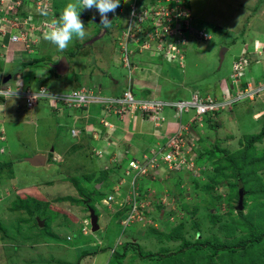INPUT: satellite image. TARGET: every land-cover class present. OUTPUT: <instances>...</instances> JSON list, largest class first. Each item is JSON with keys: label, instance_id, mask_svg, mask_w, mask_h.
<instances>
[{"label": "rangeland", "instance_id": "obj_1", "mask_svg": "<svg viewBox=\"0 0 264 264\" xmlns=\"http://www.w3.org/2000/svg\"><path fill=\"white\" fill-rule=\"evenodd\" d=\"M15 1L11 0L10 5L14 7ZM18 1L20 2V0ZM140 1L148 5L152 2V0L151 2L150 0ZM156 1H158L157 5L164 4L160 3V0ZM189 1L194 15L197 17L196 24L205 27L212 38L206 42H190L188 47H185L183 66L179 61L158 62L160 59L158 54H161L151 51L155 48L154 44L148 45V49L141 48L149 35L147 34L150 29L148 26L145 31L140 28L137 32L135 30L131 38L128 39L132 44L128 45L127 41L122 38V33L127 29V15H130L126 7L133 0H120V6L116 9L115 15L108 14L109 19L112 20L110 28L105 29L99 22L94 21L84 23L91 28L92 38L90 40H94L88 42L89 49L93 52L89 64L96 67L91 70L96 71L98 69L96 63L99 64L98 54H94L95 46L104 47V53L101 56L105 58L109 53L113 54L114 50L123 55L126 45L134 60L137 58L140 62L141 56L145 59L144 63H151V65H155L157 62L161 63L162 68L165 69L164 74H166L158 86L162 89L160 93L162 98L176 100L189 98L194 89H201L202 95H208L212 86L214 87L219 82L231 85L233 63L242 55L245 43L249 42L247 37L250 30L245 27L246 23L242 22L244 21L242 17L245 15L250 17L252 3H256L252 8L254 12L264 0L246 1L249 7L247 13L239 5L240 0ZM34 2L29 1L26 8L28 10L30 8L27 13L31 16V25L39 30L46 20H42L38 24L34 23V19L40 17L38 5H35ZM21 5L23 6V4ZM4 6L7 9V6ZM4 6L3 8H5ZM129 10H132L131 5ZM94 18L97 17L91 15L89 20ZM236 18H239L242 23L239 21L235 23ZM121 19H124V23ZM250 20H252L251 17ZM243 27L246 28L245 32ZM85 30L88 31L86 28ZM103 33L105 34L102 35ZM77 42L79 44L76 46ZM82 42L79 39H74L66 50L60 51L55 45L44 41L39 46L42 51L38 56L43 54L45 59L32 63L33 67L29 65L30 63H24L27 66H24L21 74L14 76L13 80L15 77L18 78V82L24 79L35 89L40 87V81L43 80L46 85L55 88L57 92H69L70 90H62L64 87L61 85L72 78L73 71L61 76L48 66L42 65L41 62L56 58L57 56H51L52 53L57 55L60 52L66 54L72 61V52L83 45L87 46V43ZM132 45H134L133 48ZM223 49H226L224 55L221 54ZM115 59H117V54ZM262 59L264 60V57ZM109 64L114 77L117 76L121 79L126 74L127 70L122 69L120 61L110 60ZM109 64H101L99 68H108ZM256 64L252 63L248 67L244 81L250 80L257 83L252 75L253 67L257 66ZM134 68L136 67H132L131 71ZM263 70L259 69V72L262 73ZM36 72H39L41 77L34 76ZM100 78L102 77L100 76ZM105 84H108V80L105 81ZM134 84L135 77H132L133 87ZM217 86L219 87V85ZM102 87L105 89L102 90L105 95L107 93L119 95L122 92L120 88V91L114 92L107 90L106 86ZM98 90L100 91L99 88ZM138 94L140 95L139 92ZM6 101H11V106L16 109L18 107L20 112L24 111L27 114L26 120L30 121L23 125V122L19 124L10 119L7 123V140L12 147V155H14L12 159L16 157L21 160L12 165V175L8 176L11 171L9 168H5L3 172L0 171L2 173H0V197H2L0 199V264H185L188 254L194 250L197 253L196 264H211L209 258L214 256L212 250L204 248L201 252L197 246L198 241L214 237L233 242L246 236L249 233L247 228L250 225H244L240 216L241 208H244L243 212L247 216V220L256 223L257 230L264 229V196L251 197L247 195L245 205H243L237 197L238 189L232 188V185L237 181L236 176L238 175L236 174L238 172L227 168L228 162L222 158L223 153L216 152L217 149L214 148V145H218L219 148L228 149L233 153L241 149V140L244 135L259 134L263 128L264 119L257 121L258 119H253V114L255 113L254 109H264L263 102L238 103L233 114L229 111L221 114L215 123L217 125L215 129L204 123L202 128L199 123L198 126L191 125L187 133L195 137L188 136L185 140L187 146L190 147L188 149L189 157H192L191 161L193 162L192 165L190 164L191 172L187 171L188 168L185 167L184 171H180L182 174H178L179 172L175 168L167 173V168H165L166 172H162L167 177L162 180L160 176L153 177V173L149 170L147 173L139 175L137 181L132 184L134 174L127 173L125 162L118 166L117 158L103 159L101 155H95L94 152L91 154L90 150L86 152L69 150L75 139L86 133L82 129L89 130L92 127L91 125L77 127L82 131V134L76 130V136H73V121L77 119L75 117L74 120L72 119L71 112L76 109L66 107L64 104H59L60 109L54 108L50 106L49 100L41 99L37 108L32 112H27L24 109L26 108L24 99L14 98V102L11 99ZM91 107H93L92 110ZM91 107H88L87 115L90 119L96 116L99 108L101 109L100 113L105 114V109H102L101 105L94 104ZM38 114L40 115L38 116ZM174 115V111L167 110L166 119L177 122L178 118ZM192 115V113L184 115L183 122L189 123ZM88 117H84L83 120L88 122ZM97 117H102V115ZM44 119L48 121L46 128L51 123L52 131H47L44 126L38 128L40 124L44 123ZM112 124H108L111 126L109 129L111 134L116 129L112 127ZM125 126L127 123H121L120 127ZM36 128L38 132H36ZM36 144L42 149H52L54 146L58 153L66 157V161L53 160V152H50L48 157V163L52 164L50 167L32 166L24 159L27 155L34 154ZM64 145L65 147L71 146L66 150ZM255 147L256 153H264V138L257 141ZM3 148L1 146L0 151ZM149 152L150 150L145 155H148ZM115 156L123 158L124 153L119 151L117 154L115 153ZM8 157L9 154L4 159L6 160ZM0 158L4 160L2 154H0ZM256 166V169L253 170L254 181H256V185L264 184V164L260 163ZM89 175H92L91 180L87 178ZM70 177L78 179L80 185L89 193L94 192V185L97 186L93 195V203L99 216L100 229L98 231H92L90 211L84 203L71 199H67L70 200L68 202L58 199L60 196L77 195L76 198H73L84 200L79 190L77 188L75 189L78 192L74 190ZM45 181L50 184H44ZM239 184L243 183L239 182ZM115 187L118 189V203L114 202L110 206L103 199L109 192H115ZM134 189L139 193L135 204L137 212H133L134 203L130 204L123 199L124 194H128L129 190L134 191ZM239 192H243V187ZM28 197H39L41 201L44 199L40 205V211L37 213L41 218H47L46 226L40 227L34 216L27 211L13 209L14 202ZM31 208L34 209L33 206ZM130 214L134 216L131 220L126 221ZM185 240L190 242L189 245L184 246ZM103 246H111L112 249L103 250ZM252 248L254 254L250 256L235 254L230 257L217 254L213 257V264H252L251 260L256 264H264V237L257 241ZM99 249L102 250L97 252ZM124 251L126 254L123 259L115 257L116 252L123 253Z\"/></svg>", "mask_w": 264, "mask_h": 264}, {"label": "built area", "instance_id": "obj_2", "mask_svg": "<svg viewBox=\"0 0 264 264\" xmlns=\"http://www.w3.org/2000/svg\"><path fill=\"white\" fill-rule=\"evenodd\" d=\"M11 1V0H10ZM9 1V2H10ZM8 0H0V11L3 10V6H7V13L0 16V21L3 24V27H0V30L5 34H9L12 41H22L25 42V45L30 51H33L32 44L41 39V36H38V33H28L24 31L26 26L30 25L28 19H22L18 17H13L11 14L15 13L17 8L21 5L18 0L15 1L14 7L7 4ZM35 5H38V9L46 8L47 11L52 10L51 0H35ZM132 10L128 18L127 29L123 31V39L129 43V38H131L133 32L144 30L142 26L143 20L151 18L153 23L152 25H147L148 28V38L145 40L144 44L141 45V48L148 49V45L156 39H159L157 49L162 51L165 57L168 60L179 61L181 65L184 64V55L181 54L180 50L182 47L186 46L191 39L200 42H206L211 39V34L205 29H197L193 26V17L190 14L191 9L185 7V5L180 4V0L173 1L172 5H158V9L148 8L145 9L142 5L138 4V0H133L130 4ZM43 27H41L42 35L48 31V25L50 22H43ZM5 26V27H4ZM31 28H35L31 25ZM36 29V28H35ZM174 38L173 40H171ZM123 62L126 67L131 69L132 60L129 50L125 45V52L123 54ZM248 65V60L245 56H241L239 59L235 60L233 65V74H232V83L235 86L223 84L221 85V94L220 96H213L211 94L202 95L200 92L192 91L189 98L167 100L161 98H138L134 94V88L132 86L131 75H129V80L127 85L123 88V92L119 96L112 94L104 95L100 91L88 88L87 86L79 87L72 89L69 92H54L46 87H42L38 90L28 89L23 82L10 83L0 89L4 91H14L17 88L18 96L22 97L25 100L28 109H34L41 99L49 100V104L60 109V105L64 104L66 107L76 109L75 118L77 120L81 119L82 113L84 117L87 116L86 111L88 112V107L91 105L99 104L102 106V109H105V114H102V117H99V120L103 125L106 126L107 131L111 129L112 124L108 120L110 114H114L121 121H126L127 119L133 121L137 119L139 115H147L151 117L158 128L162 127L164 121L166 120L163 115L164 110L172 109L175 112L176 117H181L184 113L194 112V115L191 116L189 122L191 125L194 122H198L202 127L204 122V116L208 115L211 119L218 121L219 117L225 111H231L234 106L245 100H258L261 97H264V80L255 84L251 81L245 80V70ZM131 74V71L130 73ZM244 84H246L244 86ZM79 118V119H78ZM75 120V121H77ZM189 123L180 122L178 129L170 134L169 136H163L165 139L162 142H157L154 146L150 148L148 155H143L140 158L131 159L127 163V173H133L132 184L137 181L138 176L147 173L149 170L153 173V177L160 176V179H164L167 175L164 174L167 168V173H170L169 170L174 168L177 170L188 168L192 157H189L190 152L187 146L186 138L195 137L187 133V130L191 128ZM112 127L117 128L116 125L112 124ZM76 127L72 128L73 136H76ZM82 134V131L79 130ZM80 134V135H81ZM105 147V146H104ZM107 148V147H106ZM103 149H96L97 155H104ZM164 171V172H162ZM146 175V174H144ZM115 192H109L107 197L103 199L106 203L112 204L118 203V189L115 187ZM136 189L129 190L128 194H124V201L136 204V198L138 196ZM124 202V203H125ZM133 205V206H134ZM133 212H137V206L133 207ZM133 214H130L126 221L131 220ZM125 221V220H124Z\"/></svg>", "mask_w": 264, "mask_h": 264}, {"label": "crops", "instance_id": "obj_3", "mask_svg": "<svg viewBox=\"0 0 264 264\" xmlns=\"http://www.w3.org/2000/svg\"><path fill=\"white\" fill-rule=\"evenodd\" d=\"M34 1V0H32ZM69 1V0H66ZM238 1V0H237ZM246 1H250V0H240L239 5H241V7L244 9V12L247 13L249 11V7L246 4ZM256 2H258L259 0H255ZM9 2V0H8ZM5 2V3H8ZM27 2V0H23V4ZM53 2H55V0H53ZM35 3V2H34ZM64 4V3H63ZM256 3H252L250 11L252 12L250 17L252 18V20H250V17H246V15L244 17H242V19L244 21H242L243 23H246L245 27L249 28V33H248V37L247 39L249 40V42H246L244 45V49L241 52L243 53H250V66L252 63H257L255 67H253V72L252 75L254 77V79L256 80V82L261 81L264 78V70L261 73V71L259 72V69H264V60L262 59V57H264V2L260 5V9L257 8L255 9V11H252L253 6ZM66 5V2H65ZM64 5V6H65ZM5 7V6H4ZM18 10H25V8H23L22 5H20V7L18 8ZM17 10V11H18ZM127 12H129V3L126 7ZM16 12V11H15ZM83 12L85 14H89V16H93L95 15V17L93 20H87L85 21V16L84 15H80L81 20H83V22H89V21H94L98 23V20L100 21V16L97 12V10L95 8L91 9V10H83ZM91 12V13H90ZM111 14H113V16L115 15V12H110ZM0 14L4 15V14H9L7 13V9L6 7L3 8L2 11H0ZM129 15V14H128ZM127 15V18H128ZM196 16H195V21H196ZM246 18V19H245ZM125 19V18H124ZM124 19L121 21L124 23ZM240 19L236 18L235 23H237ZM126 22V19H125ZM241 21H239L240 23ZM241 22V23H242ZM200 25V24H198ZM204 26V25H203ZM0 27H3V24L0 21ZM5 27V26H4ZM243 27V31L245 32L246 28ZM85 28L88 30L87 31V36L85 37V39L83 40V42L86 44L87 46H81L79 49H77L76 51L72 52V61L69 59L70 62V68L69 71L71 73V70L73 71V76L72 78H70V80H68L67 82L63 83L61 86H63L64 88L62 90H72V89H76L79 87H84L87 86L88 88L94 89L96 91H99L98 88L100 89V92L103 94L102 90H105L102 86H106L107 90H112V91H117L119 90V88L123 91V88L125 87V85H127L128 80H129V75H131V79L132 77H135V84H134V93L138 96V92L140 93L139 97H160V93L162 92V89L158 88L159 83L163 81V76L166 75L164 74V68H162L161 63L155 64V65H151V63L147 64L144 63V58H142L140 56V62L139 60L136 58V60H134V57H131L132 60V65L133 67H136L131 71V69H129L128 67H125L124 62H123V55L119 54L118 51H115L112 53H109L107 56H105V58H103L101 56V54L104 53V47L103 46H95L96 51L94 54H98V63L97 67L98 69L96 71L91 70V68H96L95 66H91L89 64L90 61V57L92 56L93 52L91 49H89L90 47L88 46V42L90 41H94V40H90L91 37V28L89 27V25H85ZM205 28V27H204ZM122 29V27H121ZM206 29V28H205ZM122 31V30H121ZM121 33V32H120ZM105 33H103L102 35H104ZM122 37V36H121ZM46 40H43V43ZM80 42V41H79ZM79 42H77L76 46L79 44ZM82 42V43H83ZM256 42L258 43V52L256 51ZM42 43V44H43ZM81 43V42H80ZM0 87H4L8 84L15 83L18 82L17 79L15 77V80H13L14 76H17L19 74H21V72L23 71L24 66H27V64H29L30 66L32 65V61H35L36 59L39 60H43L45 58H43V54L42 56H38L40 54V52L42 51L40 48H38L35 52L30 51L28 49V47L25 45V42L22 41H12L10 39L9 34H5L4 32H2L0 30ZM41 44V42H40ZM132 43H128V45L131 46ZM96 45V44H95ZM134 45H132L133 48ZM131 48V47H130ZM131 48V50H133ZM40 49V50H39ZM116 49V48H115ZM151 51H155V50H151ZM147 52V51H146ZM60 54H63L62 52H60L59 54L56 55V53H52V57H56L59 56ZM117 54V59H115ZM48 55V54H47ZM66 55V54H65ZM137 55V54H136ZM67 56V55H66ZM137 57H139L137 55ZM144 57V56H143ZM114 61L117 60L118 62H121V66L122 69L127 70L126 74L119 79L117 76H113V72H112V68L110 67L109 61ZM139 62L138 64H136L135 62ZM24 63H27L24 65ZM35 63V62H33ZM107 63V64H106ZM101 64H105L108 65V68H99V66L101 67ZM37 65V64H36ZM73 66V68L71 69V67ZM249 66V67H250ZM33 67V66H31ZM88 73H87V70ZM131 71V74H129ZM69 73V72H68ZM163 73V74H162ZM10 78L7 80L6 78L9 77ZM34 76L36 77H41L39 72L34 73ZM100 76L102 78H100ZM94 77V78H91ZM13 80V81H12ZM108 80V84H105V81ZM250 81V80H249ZM21 82H23L26 85V81L24 79H21ZM40 82L44 83L43 80H41ZM103 82V83H102ZM253 82V81H251ZM70 83V84H69ZM46 83H44L45 85ZM90 84V85H89ZM221 82H219V87L217 85H214V87L212 86L210 92H208V94H212L215 96H220L221 94ZM48 89H50L51 91L56 92V89L51 87L50 85H45ZM198 87V86H197ZM65 88H69V89H65ZM152 88V89H151ZM155 88V89H153ZM120 91V90H119ZM58 92H63V91H58ZM192 92V91H191ZM109 93H107L108 95ZM105 95V94H104ZM15 98H22V97H15ZM24 99V98H22ZM246 102H249L251 104L257 103V102H263L264 104V98H260L258 100H245ZM242 101L241 103L245 102ZM5 104L6 107L4 108V110H0V137H3L0 139V146H3V150L2 152L0 151V154H2V158L4 159L7 154H9V157L7 159L10 160H15L14 162L17 164L19 163V161L21 159H18L15 157V159H12V147L10 145V143H8L7 140V134L6 132L8 131L7 128V123L10 121V119H13V121H15L16 123H21L25 125L27 122H29L30 120H26L27 118V114L23 111L20 112V110H18L15 107H12L11 101H6L4 98L2 101H0V104ZM24 104H25V100H24ZM240 104V102H239ZM238 105V103L234 106L233 110L229 111V113L234 112L235 107ZM39 106V103L37 104V106L35 108H37ZM51 106V105H50ZM26 107V106H25ZM34 108V109H35ZM93 107H91L92 110ZM257 108V107H256ZM27 112H32V110H28L27 108H24ZM258 109V108H257ZM254 109L255 113L253 114V119L256 118L259 119L261 116L264 115V109L261 108V110H257ZM101 109L99 108V111L96 113V116H94L93 118L88 117V122H86L85 120H83L84 118V113H82L81 115V119L82 120H77L75 121L73 118L75 117V111L71 112V116L72 119L74 120L73 123V127H78L80 128L81 126H85V125H91V129L89 130H85L84 128L82 130L86 131V133H84V135H82L81 137H78L75 139L74 143H73V147L68 146V147H64L66 148V150H71L74 149L75 152L76 150H81V151H91V154L96 155V149H100L102 148L103 154L104 156H102V158L104 159H108L111 158L112 160L117 158L118 161L117 163H122L121 159H119V157L115 156V153L117 154L119 151H123L124 156L123 157H127V160H131L134 158H140L143 155H145L146 152H148L150 150V148L152 146L155 145V143L159 142L160 140H164L165 137L163 136H169L170 134H172L173 132H175L178 129V120L177 122L175 121H171L168 120V118L166 119L165 123L162 125V127L157 128L156 124L154 123V120H151L147 117L144 116H138L137 119H135L134 121L131 120H126V121H121L119 120L116 116H110L109 121L112 122L114 125H116L117 130H115V132L113 134L106 133L103 132V127L104 125L101 123V121L99 120V117L97 116H101L103 113H100ZM167 112V111H166ZM29 115V113H28ZM40 114H38L39 116ZM88 115V112H87ZM166 116V113L164 115ZM173 118V115H172ZM48 120V118H47ZM46 119H44V123L40 124L38 126V128H41V126H44V129H46L47 131H52L53 128L51 123H49V129L46 128V126H48V121ZM93 122V123H91ZM121 123H127V126L121 128ZM77 125V126H76ZM72 127V128H73ZM5 135H4V133ZM36 132L37 128H36ZM161 132V133H160ZM1 134L3 136H1ZM157 134V135H156ZM84 136V137H83ZM22 140V139H20ZM78 140H80L78 142ZM83 140V141H82ZM20 143V142H19ZM105 146V147H104ZM107 147V148H106ZM35 151L33 152L34 154H45L47 156V162L44 165V167H50V163H48V157H49V153L53 152V160H56L57 162H65L66 161V157L60 153H58V151L55 149V147L53 146L52 149H42L38 146V144H36L35 147ZM32 154V155H34ZM31 156V155H27ZM5 160V159H4ZM4 160H1L0 158V162H4ZM32 165V164H31ZM34 166V165H32ZM34 167H40V166H34ZM107 168V166H105ZM104 171V170H103ZM71 179L73 177H70ZM70 179V182L72 184V186L74 187V190L76 192H78L75 188V186L73 185L74 183L72 182V180ZM44 184H50V182L45 181ZM29 190H33V189H29ZM70 197V196H68ZM72 197H77V195H73ZM80 197V196H79ZM2 197H0L1 199ZM58 198H64V197H58ZM39 200V197L37 198ZM44 200V199H43ZM42 200V201H43ZM63 199H61L62 201ZM64 201V200H63ZM65 201H70L65 199ZM41 217V216H40ZM44 217V216H43ZM110 264V263H109Z\"/></svg>", "mask_w": 264, "mask_h": 264}, {"label": "trees", "instance_id": "obj_4", "mask_svg": "<svg viewBox=\"0 0 264 264\" xmlns=\"http://www.w3.org/2000/svg\"><path fill=\"white\" fill-rule=\"evenodd\" d=\"M29 1H32V0H27V2H25L24 5H23V8H25V10H18V8L20 7L19 6L17 8L18 11L16 10V12L15 13H12L11 15L13 17H18V18H22V19H28L29 22H30V19H31L30 17L31 16H29L30 14L27 13V12H29L30 8H29V10L26 8L27 3ZM173 1L174 0H160V3H164L166 5H172ZM65 2H66V4L68 3V1H66V0H63V1L55 0L54 5L52 6V10L54 12L52 10L51 11H48V15L47 16H43V15H40V13H38L40 17H39V19L38 18H35V19L33 18L34 19V23L35 24H38L42 20L48 21L50 18L53 19L54 17H58L61 14V12H62V10L64 8ZM150 2H151V0H150ZM138 3L140 4V6L143 5V7L145 9H148L151 6H154V5H155L154 8L155 9H158V5H157L158 1H156V0H152V2L150 3V5H148L147 3L143 4L144 2H141V1L139 2V0H138ZM180 4L181 5H185V7L191 9L190 14L193 17V21H192L193 26L195 28H197V29H205L204 27H200L198 24H196V22H195V15H194L193 9L191 8L190 1L189 0H180ZM39 10L40 9H38V11ZM81 14L85 16V21H87L91 17V16H89V14L88 15L85 14L83 12V10L81 11ZM1 15L2 14H0V16ZM128 18H129V15H128ZM147 23H148L149 26L152 25L153 21H152V19L150 17L147 18V20H143V22L141 23L144 29L146 28V26H147L146 24ZM32 30H33V33L37 32L38 33V36H41V32H39L38 29L31 28V22H30V25L29 26H26V28H24V31H27L28 33H30V32L32 33ZM173 39L174 38H172L171 40H173ZM40 42H41V45H42L43 38H41V39L39 38V41H36V43L32 44V47H33V51L34 52L38 48H40L39 47L40 46ZM159 42H160L159 39H156V40H154L152 42V44L155 45L154 50L156 52H158V53L161 54V55L158 54V56L160 58L158 62H162V61H169V62H171L172 60H168L165 57L164 53L162 51H159L157 49ZM190 42L191 43L192 42L200 43V41H196L194 39H191ZM185 47H188V45L182 47L181 50H180L181 54H183V55L186 53V48ZM184 59H185V57H184ZM39 61H41V60L36 59L35 61H32V63L33 62L36 63V62H39ZM233 65H234V63H233ZM263 80H264V78L261 81H263ZM261 81H259V82H261ZM259 82L255 83V84H258ZM44 83L41 82L40 87L37 88V89H35V88H32L31 85L28 82H26V87L28 89L38 90V89H40L42 87H46L45 86L46 84L44 85ZM245 85L246 84H244V86ZM231 86H235V85L232 83ZM196 90L202 94L201 89H199V90L198 89H194L193 91H196ZM117 96H119V95H117ZM213 96H215V95H213ZM136 97H138V98H150V97H139V95L138 96L136 95ZM3 98L4 97L0 96V101H2ZM161 99H165V98H162L161 97ZM167 100H175V99H167ZM25 106L27 108L26 103H25ZM28 110H32V109H28ZM167 110L174 111L172 109H166V110H164L163 115H165V113H166ZM191 113L194 115V112H192V111L190 113H184V115L191 114ZM112 115L115 116L114 114H110L109 117L112 116ZM184 115H182L179 118L177 117L178 118V124L180 122H183V116ZM144 117H147V118L153 120L151 117H149L147 115H144ZM263 119H264V115H263V117L261 116L257 121H262ZM108 120H109V118H108ZM164 123H165V121H164ZM203 123L206 124V125H208V127H210V128H213V129L217 128V125L215 124V123H217V121L211 119L208 115H205L204 116V122ZM189 124L191 125L190 122H189ZM192 125L193 126H195V125L198 126V122H194ZM115 130H117V128ZM82 131H84V130H82ZM103 132L109 133L107 131V128H106L105 125H104L103 130H102V133ZM4 135H5V133H4ZM1 136H3V135L1 134ZM263 138H264V123H263V128H262V130H261V132L259 134L258 133H255V134H251V135H247V134L244 135L243 139L241 140L242 147H241L240 150H238L236 152L231 153L228 149H221V148H219L218 145H214L215 150L217 149L216 152H219V153L222 152L223 153L222 158H225V161L226 162L231 163L230 165L227 163V166L226 167L227 168H231L232 170L234 169V170H236L238 172V174H236V175H238L239 178H238V176H236L237 181H236L235 184L232 185V188L233 189H238V195H237V197H238V199L241 200V202L243 203V205H245V202H246V198L245 197L247 195H249L251 197L264 196V184L261 183L259 185H256V181H254L255 180V177H254V172H253V170L256 169V167H257L256 165H259L260 163H263L264 164V153H260V152L259 153H256V147H255V143L257 141H261ZM10 159H6L2 163L0 162V171L1 172H3V170L5 168H9V171L11 170L8 173L9 174L8 176L12 175L13 171H12L11 167L15 163L14 162L15 160H10ZM125 161H127V157H123L121 162L123 163ZM119 165H121V163H119L118 166ZM250 169H252V170H250ZM180 171H184V170L183 169L177 170V172H179L178 174H182V173H180ZM187 171L191 172L190 169H187ZM87 178H88V180H91L92 175L87 176ZM71 180L74 183V186L77 188V190H79V192L84 197V200L75 199L73 197H64V198H58V199L59 200H61V199H63V200H65V199H71V200L76 201V202H82V203L85 204V207L88 210H89L90 207H92L96 211V207H95V205L93 203V195H94L95 191L97 190V186L94 185V192L89 193V192H87L84 189V187H82L80 185V182H78V179L72 178ZM239 182H242L243 184L240 185ZM240 186L243 187V192L242 193L239 192L240 191V188H241ZM101 197H103V196H101ZM42 203L43 202L41 200H38L36 197L35 198L34 197H28V198L23 199V200L21 199L19 202H16V203L14 202L13 209L14 210H20V209H22V210H25L29 214H32L34 216L38 211H40L39 209H40V205ZM31 206H33L34 209H32ZM243 209L244 208H241L240 209V216H241L242 220L244 221V225L245 226H247V224L250 225L247 228V230H248L249 233L246 234V236H244L243 238H241L239 240L233 241V242H229V241L223 240L221 238H214V237L209 238V239L199 240L198 241L197 246H198V249L201 252L203 251L204 248H209V249L212 250V255H214V256H211L209 258L211 264H213V257H215V255H217V254L224 255V256H230V257H232L235 254H237L238 256H250V255H253L254 254V251H253L254 249L252 247L254 246V244L257 241L261 240L264 237V229L257 230L256 223L253 222V221H250L249 222V220H247V216H245V214L243 212ZM96 213H97V211H96ZM46 223H47V221H46ZM46 223H45V226L47 225ZM189 243L190 242H188L187 240H185L184 246L185 245H189ZM103 247H104L103 250H105V249L111 250L112 249L111 246H109V247L103 246ZM101 250L99 249L97 252H99ZM94 252H96V251H94ZM125 254H126L125 251L123 253L116 252L115 253V257L118 258V259H123L125 257ZM84 255H86V254H84ZM196 256H197V253H196L195 250L192 251V252H190L188 254V257H187V259L185 260L184 263L185 264H196ZM251 263L252 264H256L253 260H251Z\"/></svg>", "mask_w": 264, "mask_h": 264}, {"label": "clouds", "instance_id": "obj_5", "mask_svg": "<svg viewBox=\"0 0 264 264\" xmlns=\"http://www.w3.org/2000/svg\"><path fill=\"white\" fill-rule=\"evenodd\" d=\"M31 2L33 3V1H31ZM51 2H52V6H53L54 5L53 0H51ZM119 6H120V0H69V2L64 6L61 14L58 17H54L53 19L50 18L48 20V22H50V24L48 25V31H46L42 35L41 28L39 29L40 30L39 32H41V38H43V40H46V41L50 42L51 44L55 45L58 50L64 51L69 47V45L73 42L74 39H79V40L83 41L85 39V37L87 36V32L85 30V24L80 18V14H81L82 10H91V9L95 8L97 10V12L99 13V16H100V21H99L100 25H102L105 29H107V28L111 27V22H112V20L109 19L108 14L110 12H115ZM129 7H130V5H129ZM129 12H130V10H129ZM39 13H40V15H43V16L48 15V11L46 8H41L39 10ZM255 52H258V43L257 42H256V51ZM248 55L250 56L249 52L243 53L241 55V56H245L248 60V65H247L246 70H245V74H246L245 77L247 76V73H246L247 69L250 66V58ZM240 57H238L237 59H239ZM247 81H249V80H247ZM17 89L14 91H4V90L0 89V96L4 97L5 100L11 99L14 102V98L18 96ZM122 92L119 95H121ZM115 96H117V95H115ZM155 98H158V97H155ZM5 107H6V105L4 103L0 104V110H4ZM139 116H143V115H139ZM127 120H129V119H127ZM1 138H3V137H0V139ZM101 156H103V155H101ZM119 159H121V158H119ZM129 161L130 160L125 161V164L127 165V163ZM123 166H124V164H123Z\"/></svg>", "mask_w": 264, "mask_h": 264}, {"label": "water", "instance_id": "obj_6", "mask_svg": "<svg viewBox=\"0 0 264 264\" xmlns=\"http://www.w3.org/2000/svg\"><path fill=\"white\" fill-rule=\"evenodd\" d=\"M99 22V20H98ZM226 51V49H223L221 54L224 55V52ZM42 65L48 66L49 68H51L52 70H54L57 74L64 76L67 75L69 72V68H70V62H69V58L65 55V54H60L59 56H57L54 59H50V60H46L41 62ZM10 78L7 77L6 79L8 80ZM24 161L34 165V166H44L47 162V156L45 154H34L31 156H28L24 159ZM90 211V220H91V227H92V231H98L100 229L99 226V216L96 213L95 209H93L92 207L89 208ZM35 220L38 222L40 227L45 226L46 220L47 218H41L40 215L38 213H36L34 215Z\"/></svg>", "mask_w": 264, "mask_h": 264}]
</instances>
